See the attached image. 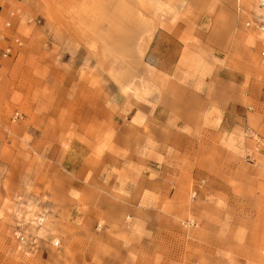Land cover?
<instances>
[{
    "label": "rangeland",
    "instance_id": "rangeland-1",
    "mask_svg": "<svg viewBox=\"0 0 264 264\" xmlns=\"http://www.w3.org/2000/svg\"><path fill=\"white\" fill-rule=\"evenodd\" d=\"M261 3L0 0V264H264Z\"/></svg>",
    "mask_w": 264,
    "mask_h": 264
},
{
    "label": "built area",
    "instance_id": "built-area-1",
    "mask_svg": "<svg viewBox=\"0 0 264 264\" xmlns=\"http://www.w3.org/2000/svg\"><path fill=\"white\" fill-rule=\"evenodd\" d=\"M260 5H264L263 2H262ZM261 21H262V20H261ZM261 21H260V22H261ZM7 23H8V22H7ZM245 24H246V25H250V20H246V21H245ZM263 25H264V24H263ZM260 26H261V25H260ZM261 27H262V26H261ZM13 41H14L17 45L20 44V41L18 40L17 37L13 38ZM12 49H14L13 45H12L11 43L7 44L6 47H5L4 50H3V55L5 56V55L9 54L10 52H12ZM262 53L264 54V50H263ZM18 115H19V114H18L17 111H15V112L13 113V117H14V118H17ZM15 233H16L17 238H18L21 242H25V241H26V238H25L24 234H22V233L19 232V231H16Z\"/></svg>",
    "mask_w": 264,
    "mask_h": 264
},
{
    "label": "bare ground",
    "instance_id": "bare-ground-1",
    "mask_svg": "<svg viewBox=\"0 0 264 264\" xmlns=\"http://www.w3.org/2000/svg\"><path fill=\"white\" fill-rule=\"evenodd\" d=\"M261 28H262V30H264V25H262V27H261ZM254 136H255V135H254ZM262 147H263V146H262Z\"/></svg>",
    "mask_w": 264,
    "mask_h": 264
},
{
    "label": "crops",
    "instance_id": "crops-1",
    "mask_svg": "<svg viewBox=\"0 0 264 264\" xmlns=\"http://www.w3.org/2000/svg\"><path fill=\"white\" fill-rule=\"evenodd\" d=\"M263 4H264V0H262Z\"/></svg>",
    "mask_w": 264,
    "mask_h": 264
}]
</instances>
